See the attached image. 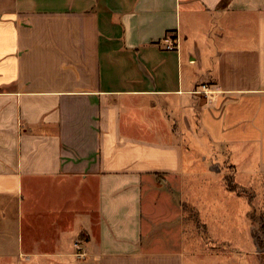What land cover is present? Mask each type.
<instances>
[{"label": "crops", "instance_id": "obj_1", "mask_svg": "<svg viewBox=\"0 0 264 264\" xmlns=\"http://www.w3.org/2000/svg\"><path fill=\"white\" fill-rule=\"evenodd\" d=\"M226 162L264 173V0H0L4 249L185 264L182 180Z\"/></svg>", "mask_w": 264, "mask_h": 264}, {"label": "rangeland", "instance_id": "obj_2", "mask_svg": "<svg viewBox=\"0 0 264 264\" xmlns=\"http://www.w3.org/2000/svg\"><path fill=\"white\" fill-rule=\"evenodd\" d=\"M224 167L225 176L242 186L237 185L242 196L230 189L225 190L223 196H205L206 189L202 183L208 179L200 173L182 180V198L200 206V216L198 209L191 204L187 205L185 211V215H190L185 222V264H264V173L239 172L233 175L232 167L227 162ZM222 177L223 173L219 174L218 179ZM224 180L227 182L226 178ZM2 210L0 207V213ZM16 233L10 235L15 238L14 235L21 234V231ZM12 248L9 251L8 246L6 249L0 246V264H30V259H40V248L34 250V255L17 243ZM92 253L89 252L90 256ZM90 256L84 263H93ZM58 258L63 259L49 257L53 261Z\"/></svg>", "mask_w": 264, "mask_h": 264}, {"label": "trees", "instance_id": "obj_3", "mask_svg": "<svg viewBox=\"0 0 264 264\" xmlns=\"http://www.w3.org/2000/svg\"><path fill=\"white\" fill-rule=\"evenodd\" d=\"M226 180H227L226 184L230 190H233V191L238 192L239 194H242V192L238 190L239 188L236 183H233L232 180H230L228 177H226Z\"/></svg>", "mask_w": 264, "mask_h": 264}, {"label": "built area", "instance_id": "obj_4", "mask_svg": "<svg viewBox=\"0 0 264 264\" xmlns=\"http://www.w3.org/2000/svg\"><path fill=\"white\" fill-rule=\"evenodd\" d=\"M170 41H171L170 42V47H173L175 45V41L173 39L172 40L170 39Z\"/></svg>", "mask_w": 264, "mask_h": 264}]
</instances>
